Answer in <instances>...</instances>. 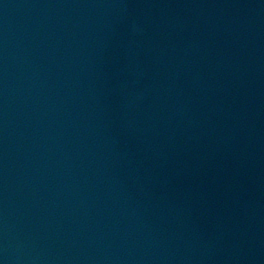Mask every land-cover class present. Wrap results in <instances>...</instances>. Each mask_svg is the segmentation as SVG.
Instances as JSON below:
<instances>
[{"label":"water","instance_id":"water-1","mask_svg":"<svg viewBox=\"0 0 264 264\" xmlns=\"http://www.w3.org/2000/svg\"><path fill=\"white\" fill-rule=\"evenodd\" d=\"M0 264H264V0H0Z\"/></svg>","mask_w":264,"mask_h":264}]
</instances>
